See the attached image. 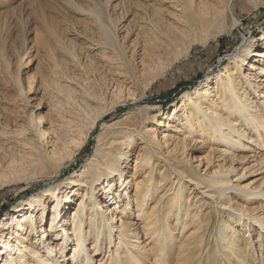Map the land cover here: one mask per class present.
Returning a JSON list of instances; mask_svg holds the SVG:
<instances>
[{"label": "rangeland", "instance_id": "rangeland-1", "mask_svg": "<svg viewBox=\"0 0 264 264\" xmlns=\"http://www.w3.org/2000/svg\"><path fill=\"white\" fill-rule=\"evenodd\" d=\"M185 1L0 0V178L2 175H8L9 179L13 181V183L9 185L7 183L0 189L2 190L0 191V227H2L3 219L20 211L21 207L18 206L22 201H30L33 197L43 191L52 190L55 186L61 189V197L69 195L72 200L66 206L63 202L62 207L64 213H68L66 220H69L74 213L79 211L78 203L86 205L88 192L83 190L78 183H68L67 179L70 178L72 173L88 165L91 158L98 155L99 150H104L103 147L105 149L109 148L105 142L111 137V132L121 130V125L128 122L131 125H137V131L150 126L146 121L148 118H152L158 113L169 112L172 106L180 103V98L185 91L202 86L207 77L213 78L219 73L224 65L223 63L228 62V57L236 53L246 41L255 39L262 44L261 51L264 50V43L261 40L264 33V5L261 4L254 8V1L235 0L232 18L237 19L238 24H240H237L230 33H222L220 37L204 45L200 43L192 44L191 53L185 59L176 58V55L182 51V48L177 46L170 48L169 54L164 52L161 47L168 48L172 43L166 41L163 44L165 39L159 31L174 34L172 31L174 28L186 26L180 21L182 20L181 6ZM194 1L198 3L200 0ZM206 1L211 3L213 0ZM259 1L263 2L264 0ZM215 2H218V0H215ZM144 8L151 10L153 13L160 11L161 14L155 17L160 22L151 31L145 26ZM99 9L103 11L105 20L111 17L116 21L118 44L126 53L125 65L117 67V63L114 64V60L109 58L110 52L104 48L105 46H102L106 42L101 44L103 33L100 27L102 23L100 24L94 16ZM163 17H165V21L161 22ZM149 38L153 39L152 44H149ZM192 38L193 36L189 39ZM136 46V49L140 52L139 57L147 54L145 51H155L161 57L156 59L152 72L142 73L143 67L139 64L140 58L138 57L135 60L137 56L135 53ZM27 52V55H29L27 57L28 61L21 63L24 53ZM158 74H160V77L156 80L154 86H151L145 92L143 102L122 100L126 102L123 103L112 96L111 91L114 90L113 86L115 88L117 83L127 86L128 89L131 88L132 91L136 90L137 95L138 91L142 90L146 82L153 77L152 75ZM87 78L93 80L97 85L104 86L102 96L105 99L101 107L94 104L88 109L83 102L86 93H83L82 85L85 84L83 81ZM134 79L139 81L137 82ZM54 82L64 89L68 86L75 88L78 91L77 97L87 111L96 110L97 114H102L103 108L112 103L115 104V109L103 113L105 116L103 120L97 123L96 127H92L90 131V128L87 127V121L84 123L79 119L80 109L77 106L73 108L67 103L66 97L62 93H58L57 86L56 90L54 86L56 83ZM216 88L217 82L213 81L209 87L207 98L210 97V93L213 95ZM133 103L135 104L132 105ZM146 106L157 107V109L148 111L150 114L146 116L147 112L144 109ZM110 108L112 106L108 109ZM69 119H73L74 122L70 123ZM175 125L179 126L178 124ZM110 126L113 127L110 129ZM157 128L159 129L160 142H157L154 147L144 141L143 137L134 133L136 129L131 130L136 137L134 150L129 156L131 161L122 159L121 162L122 168L128 173L127 177L130 179L131 184L128 188L123 185L119 191L124 193L126 190L129 191V196H127V199L125 198V202L130 200L131 197L132 205L130 208L123 207L119 210V219L129 222L131 225L135 224L131 231H137L136 233L141 238V244L151 247L155 242V238L145 234L141 218L137 217L139 210L136 207L135 195L138 192V187H140L139 191H143V187H150V185L164 180L165 178H162V176L172 175L173 180L176 175L175 172H170V169L174 164L206 177L211 171L225 174L233 167L239 173H245L243 179L234 184L252 185L254 187H260L261 185L264 189V163L257 161L260 157L258 149L257 152H250L247 158L233 160L231 157L221 154L213 142L202 149L201 143L193 140V136H191V134H196L194 130L189 131L181 126L176 129H163L158 126ZM22 129L27 131L19 135L18 131ZM69 130L74 131V136L84 131L88 138L84 146L75 152L76 155L59 169L52 166V160L49 161L50 164L45 166L46 163L42 165L36 162L33 164V160L20 161L23 159L22 152L27 149L29 151L25 143H30L34 147L39 144V149L43 152L41 155L51 156L50 154L55 149L54 144L58 140L57 136L63 135V137L68 138ZM41 131L44 134L42 137H40ZM186 132L189 134H186ZM119 142V148H112L117 153L125 151L126 148V145L121 144L123 142L122 138ZM146 148H150L154 153L151 165L145 164L142 158L138 159L139 154L141 152L144 154ZM202 157H206V159L202 160ZM15 160L19 161V165L14 164ZM168 160L169 163L166 162ZM180 161H184V163L180 164ZM19 167L25 168L24 172H32L31 175L22 174V176L31 180L22 182L20 181V175L13 178L10 170ZM39 168H43V170L35 176L38 173L36 169ZM230 173V178L235 179L232 171ZM65 182H67V185L64 184ZM168 182L170 183V181ZM183 183L187 185L183 198H188L191 204L196 203L194 208L201 219H211L210 225L204 220L205 231H200L201 233L206 232L205 245L210 246L215 241L214 231L223 226L222 220L217 221V218L220 217V212L224 215V211H221L222 209L218 211L216 208L218 206H212L210 200L196 186L190 185L187 181H183ZM156 184L161 189L166 187L164 182ZM170 186L174 189L183 187V185H180L179 180H176L174 186L172 183ZM170 186L168 189L171 188ZM66 191L68 192L64 193ZM174 192L171 191L169 194L173 195ZM232 193L230 192V195ZM95 194L101 196L100 202H105L106 195H103L101 187L97 189ZM83 196L86 198L82 199ZM45 199L51 209L44 222H39L42 215L39 207L36 208L33 215H29L27 220L31 219L32 216L36 220V224L39 225V229L34 235L28 233L27 236L30 237L34 245H38L39 240L43 238V233L47 230L50 240L55 241L57 239L56 245H59L60 248L65 247L67 245L62 246L63 241L59 240L60 237L57 238L56 235H53L62 232V228L51 230V219L53 218L56 202L54 204L52 201L50 202L51 198L47 193ZM258 201L260 202L255 204L256 209H252V211H255L257 213L256 217L261 219L264 218V198ZM100 202H96V204H102ZM89 203L90 200L87 201V205ZM148 203L149 212L153 210L156 203L151 200ZM244 205L250 207L245 203ZM112 209H115V206ZM122 212L123 214H121ZM108 218L109 216L104 220V226L112 224ZM223 219L224 221L229 219V222L237 223V228L241 233L246 237H254L255 241L259 240L260 234L263 232L259 230L257 225L253 226L247 218H230L228 215ZM245 222L253 226L254 231L252 234L248 230L250 226L248 229L244 226ZM61 223L67 226L64 220ZM175 224L176 220H173L174 226L172 229L174 230L176 228ZM84 226L87 227V224ZM14 228L20 230L17 227ZM179 229H181V225L178 226ZM189 234L187 231L178 234L177 231L176 237L184 238V241H187ZM114 235L116 233H113V237ZM191 238L193 237L191 236ZM10 242H13L12 239ZM260 243H262V247L259 252L264 255V238ZM172 244L174 246L176 242ZM73 246L74 243L71 247L73 248ZM86 247L89 254L95 258L92 264L107 263L109 254L111 255V252L106 250L109 247L104 250H100V248L95 250L94 239L91 242L88 241ZM1 248L0 250L3 252H10ZM69 249V247L64 249V253H56L55 257L59 260L58 264L70 263L71 259H65L71 255L66 252ZM176 255L178 254L176 253ZM0 257L6 258L5 255H1V251ZM203 261H205V257H203ZM1 264H4V262ZM72 264L80 263L73 261Z\"/></svg>", "mask_w": 264, "mask_h": 264}, {"label": "bare ground", "instance_id": "bare-ground-1", "mask_svg": "<svg viewBox=\"0 0 264 264\" xmlns=\"http://www.w3.org/2000/svg\"><path fill=\"white\" fill-rule=\"evenodd\" d=\"M251 1H254V8L261 4L264 5V1ZM234 2L235 0H218V2L213 0L210 3L206 0H200L197 3L194 0H186L180 11L182 13V20L180 21L186 26L174 28L172 30L174 34L159 31L165 39L163 44L166 41L172 43L168 48H161L168 54L170 48L174 46L182 48L176 58L185 59L191 53L192 44L200 43L204 45L220 37L222 33H230L238 24L237 19L232 18ZM144 14L145 26L151 31L160 22L155 18L161 15L160 11L153 13L151 10L144 8ZM94 16H96L100 24L102 23L100 27L103 33L101 44L106 42L102 46H105L104 48L110 52L109 58L114 60V64L117 63V67L125 65L126 53L118 44V26L116 21L111 17L105 20L101 9L95 12ZM162 21H165V17H163ZM191 36L193 38L189 39ZM187 39L189 40L185 42ZM261 40L264 43V33ZM148 42L152 44L153 39L149 38ZM261 48H263L262 44L255 39L246 41L236 53L228 57V62L223 63L221 70L213 78L207 77L202 86L185 91L180 98V103L172 106L169 112L158 113L152 118H148L146 121H148L150 126L144 128L147 131L144 129L137 131L138 126L131 125L128 122L121 125V130L111 132V137L105 142L109 148L105 149L103 147L104 150H99L98 155L91 158L88 165L72 173L70 178L67 179L68 183H78L83 190H86L88 192L86 195L88 197L87 201L90 200L89 205H87V201L86 205L78 203L79 211L74 213L73 216L71 215L72 217L69 220H66L68 213H64L62 207L63 202H65L64 205L66 206L72 200L69 195L61 197V189H58L57 186L52 188V190L43 191L30 201H22L18 206L19 208L21 207L20 211L17 214L6 217L1 223L0 247L10 252L0 250L1 255L6 256V260L4 257H0V264L2 262L4 264H58L59 260L55 257L56 253H64V249L68 247L70 249L66 252L71 255L65 259H71L69 264H72L73 261L80 264H92L95 258L89 254L86 247L87 242H91L92 239L95 242V250L98 248L104 250L107 247L111 249V251L109 248L106 249L111 252L106 264H211V262L212 264H264V255L259 252L262 247L260 241L264 238V218L256 217L257 213L252 211V209H256L255 204L260 202L258 200L264 198V189L261 185L260 187H254L252 185L243 184L241 186L240 184H234L240 182L245 173H239L233 167L225 174L211 171L206 177L200 176L191 170L192 174L190 170L174 164L170 172H175L176 177L172 180V175L162 176L165 179L156 182L160 184L164 182V186H166L164 189H161L156 183L150 185V187H143V191H139L140 187H138V192L135 195L136 207L139 210L137 217L141 218L145 234L155 238V242L151 247L140 243V235L136 233L137 231H131L135 224L131 225L129 222L122 221L119 219L120 213H118L121 208H130L132 205L131 197L130 200L125 202V198L127 199V196H129V191L126 190L124 193L119 191V189L123 185L128 188L131 184L130 179L127 177L128 173L122 168L121 162L122 159L131 161L129 156L134 150V144L136 143L134 133L143 137L144 141L154 147L157 142H160L157 126L163 129H176L181 126L186 130L195 131L196 134H191V136H193V140L201 143L202 149H205L208 144L211 145L213 142L221 154L229 156L233 160L247 158L250 152H257L256 150L258 149L260 157L257 161L264 163V50L261 51ZM135 53L137 55L135 57L136 60L140 52L136 49ZM145 53L147 54L139 57V64L143 67V74L152 72L156 59L161 58L155 51H145ZM27 54L28 52L24 53L21 63L28 61L27 57L29 55ZM152 76L143 89L138 91L137 95L136 90L132 91L131 88L128 89L127 86L118 84L115 81L117 86L115 88L113 86L112 96L123 103H126V100L129 102H143L145 92L151 86H154L160 74ZM135 81L138 82L139 80ZM213 81L217 82V88L213 91V95L210 93V97L207 98L209 87ZM83 82L85 84L82 85V90L84 94L86 93V97L83 99L85 106L88 109L94 104L101 107L105 99L102 96L104 86L95 84L90 78L85 79ZM56 84L54 86L58 87V93L60 92L66 97L67 103L73 108L77 106L80 109L79 119L84 123L87 121V127L90 128V131L92 127H96V124L103 120L105 117L103 113L115 109V104L112 103L108 107L103 108L102 114H97L96 110L87 111L77 97L78 91L75 88L68 86L64 89ZM110 106L112 108L108 109ZM144 109L147 112L146 116H149L150 113L148 111H155L157 107L146 106ZM69 120L70 123L74 122L73 119ZM111 127L113 126H110V129ZM133 129H136V132L135 130L134 133L131 132ZM26 131V129H22L18 131V134L22 135ZM186 134L189 133L186 132ZM42 136L44 134L41 131L40 137ZM57 137L58 140L54 144L55 149L50 154L51 156L41 155L43 152L39 149V144L34 147L30 143L24 142L29 151L27 149L22 152L23 159L20 161L33 160V164L37 162L43 165L46 163L44 164L45 166L50 164L49 161L52 160V166L59 169L76 155L75 152L84 146L88 138L84 131L74 136V131L72 130H69L68 138L63 137V135H58ZM121 138L123 141L121 144L123 146L126 145V148L125 151L117 153L112 148H119ZM100 142L102 143V141ZM61 143L62 145H60ZM144 152V154H142L143 152L139 154L138 159L142 158L145 164L151 165L154 153L150 148H146ZM203 159H206V157H202ZM14 162L15 165H19L18 160ZM166 162L169 163L170 161ZM179 163L183 164L184 161ZM24 170L25 168L19 167L10 171L13 178L20 175V181L22 182L31 180L22 176V174L31 175L32 172H24ZM36 170H38V173L35 176L39 175L43 168ZM231 171L235 179L230 178ZM176 180H179L180 185H183L182 188L174 189L170 186L171 183L174 186ZM183 181L196 186L210 200L212 206H218L216 207L218 211L221 209V211H224V215L220 212V217L217 218V221L222 220L223 226L218 227L214 231L215 241L210 246L205 245L206 232H200L202 230L205 231L204 220L206 219H201L198 216L194 208L196 203L191 204L188 198H183V193L187 190V185ZM67 182L64 184L67 185ZM7 183L9 185L13 181L9 179L8 175H2L0 178V189ZM105 183L106 185L104 186ZM169 186L171 187L170 189H168ZM100 187L103 195H106L104 198L105 202H100L101 196L99 197L95 194ZM171 191H175L173 195L169 194ZM230 192H233L234 195L233 193L230 195ZM46 193L50 195V202L52 201L53 204L56 202L53 218L51 219V230L62 228V232L58 231L59 233L53 235H56L57 238L60 237L59 240L63 241L62 246L67 245L65 247L60 248L59 245H56L57 239L55 241L50 240L47 230L43 233V238L39 240L38 245H34L30 237L27 236L28 233L29 235H34L39 229V225L36 224V220L32 216L31 219L27 220L29 215H33L36 208L39 207L41 208L39 211L42 212L39 222H44L46 215L51 209L45 199ZM84 198L86 197L83 196L82 199ZM149 200L156 204L153 210L148 212ZM96 202L102 204L97 205ZM244 203L250 207H246ZM114 206L115 209H112ZM228 215L230 218H247L253 226L257 225L259 230L263 231L259 240L255 241L254 237L243 235L237 228V223L229 222V219L224 221L223 218ZM108 216L112 224L104 226V220ZM63 220L64 223H67V226L61 223ZM173 220H176L175 230L172 229L174 226ZM210 222L211 219L206 220L209 225ZM120 223L121 225H119ZM85 224H87V227L84 226ZM244 224L247 229L250 226L248 230L252 234L254 231L253 226L246 222ZM179 225H181V229L178 230ZM14 227L20 230H15ZM211 227L213 228V226ZM177 231L178 234L184 233V231L189 232L188 240L184 241V238L176 237ZM84 232L85 234L83 235ZM113 233H116L114 237ZM11 239L13 242H10ZM70 242L74 243L73 248L71 247L72 244H69ZM175 242L176 244L173 246L172 243ZM20 247L22 248L20 249ZM203 257H205V261H203ZM101 264H104V262H101Z\"/></svg>", "mask_w": 264, "mask_h": 264}]
</instances>
